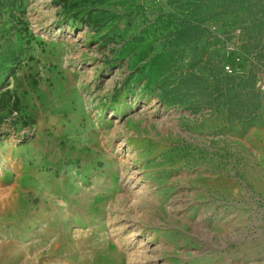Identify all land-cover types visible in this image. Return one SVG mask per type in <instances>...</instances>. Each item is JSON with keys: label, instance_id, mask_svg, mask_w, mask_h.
Returning <instances> with one entry per match:
<instances>
[{"label": "rangeland", "instance_id": "1", "mask_svg": "<svg viewBox=\"0 0 264 264\" xmlns=\"http://www.w3.org/2000/svg\"><path fill=\"white\" fill-rule=\"evenodd\" d=\"M0 264H264V0H0Z\"/></svg>", "mask_w": 264, "mask_h": 264}]
</instances>
